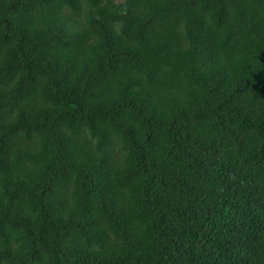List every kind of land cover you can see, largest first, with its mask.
I'll return each mask as SVG.
<instances>
[{"label": "trees", "instance_id": "obj_1", "mask_svg": "<svg viewBox=\"0 0 264 264\" xmlns=\"http://www.w3.org/2000/svg\"><path fill=\"white\" fill-rule=\"evenodd\" d=\"M0 264H264V0H0Z\"/></svg>", "mask_w": 264, "mask_h": 264}]
</instances>
